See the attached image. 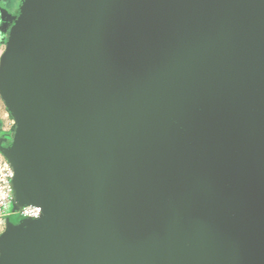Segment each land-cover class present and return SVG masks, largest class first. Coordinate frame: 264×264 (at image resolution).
Here are the masks:
<instances>
[{"label": "water", "instance_id": "1", "mask_svg": "<svg viewBox=\"0 0 264 264\" xmlns=\"http://www.w3.org/2000/svg\"><path fill=\"white\" fill-rule=\"evenodd\" d=\"M0 94V264H264V0H25Z\"/></svg>", "mask_w": 264, "mask_h": 264}, {"label": "built area", "instance_id": "2", "mask_svg": "<svg viewBox=\"0 0 264 264\" xmlns=\"http://www.w3.org/2000/svg\"><path fill=\"white\" fill-rule=\"evenodd\" d=\"M14 169L0 151V234L7 228L25 219H39L42 208L39 205L21 203L14 189Z\"/></svg>", "mask_w": 264, "mask_h": 264}, {"label": "rangeland", "instance_id": "3", "mask_svg": "<svg viewBox=\"0 0 264 264\" xmlns=\"http://www.w3.org/2000/svg\"><path fill=\"white\" fill-rule=\"evenodd\" d=\"M25 0H0V60L6 49L11 28ZM16 120L0 94V146L8 147L16 132Z\"/></svg>", "mask_w": 264, "mask_h": 264}]
</instances>
